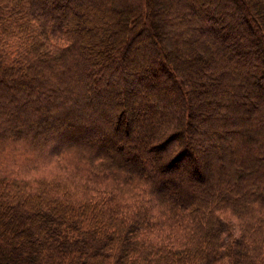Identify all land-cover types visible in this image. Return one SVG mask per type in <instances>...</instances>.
<instances>
[{
    "label": "trees",
    "instance_id": "obj_1",
    "mask_svg": "<svg viewBox=\"0 0 264 264\" xmlns=\"http://www.w3.org/2000/svg\"><path fill=\"white\" fill-rule=\"evenodd\" d=\"M0 264H264V0H0Z\"/></svg>",
    "mask_w": 264,
    "mask_h": 264
},
{
    "label": "rangeland",
    "instance_id": "obj_2",
    "mask_svg": "<svg viewBox=\"0 0 264 264\" xmlns=\"http://www.w3.org/2000/svg\"><path fill=\"white\" fill-rule=\"evenodd\" d=\"M159 146L162 147L161 144H160ZM174 154H175V153H174ZM174 154H173V155H174ZM178 154L180 155V154H181V151H180V153H176V154H175V157L178 156ZM175 157H173V158L175 159ZM181 157H182V156H181ZM174 159H173V162L176 164V163H177V162H175L176 159H175V160H174ZM170 165H171V164H170ZM173 167H174V166H172V168H173ZM193 174H195V173H193ZM196 176H197V175H196Z\"/></svg>",
    "mask_w": 264,
    "mask_h": 264
}]
</instances>
